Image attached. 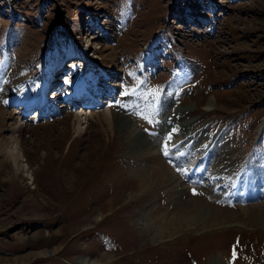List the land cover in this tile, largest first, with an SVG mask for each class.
Listing matches in <instances>:
<instances>
[{
  "label": "rangeland",
  "instance_id": "rangeland-1",
  "mask_svg": "<svg viewBox=\"0 0 264 264\" xmlns=\"http://www.w3.org/2000/svg\"><path fill=\"white\" fill-rule=\"evenodd\" d=\"M94 22L97 30L91 34ZM85 47L93 64L60 86L62 98L52 101L46 93L53 102L44 108L50 114L45 110L34 120L36 110L18 107L38 91L49 62L60 55L75 61L74 54L82 56L74 51ZM111 61L117 66L113 75L107 69ZM11 62L23 67L28 82L18 104L5 109L23 124L18 135L30 173L11 180L13 166L0 156V264H81L104 254L111 258L103 264H264V226L255 221L264 214L259 171L264 166V0H0V74ZM189 67L195 71L188 73ZM96 72L101 82L106 73L111 76L114 98L126 90L135 98L109 102L112 88L101 95L102 106L90 98L66 103L73 93L83 95ZM187 74L191 81L186 82ZM171 98L192 107L186 117L196 119L188 134H174V160L166 158L178 188L185 189L182 201L218 210L230 224L219 233L189 232L154 242L152 233L141 229L140 212L152 205L150 219L178 218L182 212L163 191L139 195L125 154L128 138L117 126L105 135L98 119L112 106L114 114L126 115L153 136L165 120L158 110ZM210 98L218 107L206 112ZM136 99L150 100L142 114L131 111ZM183 119L175 116L174 122ZM2 128L0 148L13 136ZM203 134L211 136L203 139ZM225 145L238 157L230 163L234 174L219 170L216 176L210 169L219 151L221 158L235 157ZM205 158L214 159L207 170L203 164L202 172L192 173ZM253 171L261 189L238 192L244 175ZM71 174L72 186L66 183ZM232 186L236 189L227 197ZM45 251L49 255L41 254Z\"/></svg>",
  "mask_w": 264,
  "mask_h": 264
},
{
  "label": "bare ground",
  "instance_id": "bare-ground-1",
  "mask_svg": "<svg viewBox=\"0 0 264 264\" xmlns=\"http://www.w3.org/2000/svg\"><path fill=\"white\" fill-rule=\"evenodd\" d=\"M94 25H96L95 22H94ZM84 27L85 25L82 24L81 28H84ZM95 30H97L95 26H92V28L89 29V32L92 34L93 32H95ZM82 49L77 48V51L81 52L82 56L84 57L83 60L85 62L87 61L86 63L89 64L88 67L86 68L87 70L90 68L93 62L90 63L91 60H89L86 56L85 51L87 50V47L82 48ZM60 57H61L60 59H55L56 58L55 57L50 62V65L46 67V73H45L43 82H41L40 85L38 86V91L35 92L34 96L30 99L23 100L22 107L27 112H30L33 109L34 110L41 109L40 114H42L44 112V108L50 104L49 99L46 97L45 90L47 87L48 89L50 88L52 89L54 86H51V85L47 86L48 85L47 76L48 74H50L53 66L59 65L61 60H64L68 58L69 56L62 55ZM12 62L8 65L4 64L7 67L4 72L5 74H2V72L0 74V125H2L3 127L2 129L4 132H9L13 134V136H11L8 140L2 142V146L0 148V156L4 157L6 160H9L13 166L12 168L13 172L11 173L12 176L10 177L11 180H13V177L17 176L21 172H25L24 175H26L27 177L29 176V173H30L29 172L30 166L28 164V161L26 160V155H25L26 153H28V151L24 147L25 143H23V141L20 139V136L18 135L20 132V129L23 127V124L22 122L15 120V118L12 117L13 114L12 113L9 114L8 110L5 109L6 108L5 106H7L8 104L14 103L21 99L22 94L25 92L27 88L25 84L28 82L27 78H25V76L23 75L24 74L23 69H22L23 67L17 64H13ZM75 62H77L78 64H81V61L79 62L75 61ZM116 67L117 66L115 64L113 65V62L111 61V65L107 68L109 71H112L111 75L116 73L115 72ZM194 71H195L194 67H189L188 73H191ZM70 73H67V75H70ZM187 75L188 76L186 77V82L189 80V74ZM95 76H96V79H93V77ZM105 76L107 77V81H103V82L98 81L100 79V76H99V73L96 72L94 74L89 75L88 77L90 78L89 82L84 84V88H87L85 89V92H88L91 90V92L95 94L94 96L92 95L79 96L78 93H76V95L74 94H71V95H74L75 97L74 96L73 97L75 99H79L81 102L82 101L85 102L87 97H90L93 100L92 101L93 105L97 107L102 106L101 103L103 102L101 99V95L104 94L105 91L106 92L109 91L110 93L113 92V91H110L113 88L111 84L112 83L111 76L107 75V73ZM123 85L125 84L121 83L119 85V88L124 89ZM113 89L116 90L114 94L107 95L109 96V102L119 101L120 103H124L127 101V99L135 98V96H133L132 93H128L127 90L121 93L118 97L114 98L116 95L115 93L117 92V88L115 87ZM104 95H106V93ZM59 97L60 98L63 97V91L61 90H58L57 98ZM73 97L70 96L66 98L65 102L69 103L68 101L72 100ZM134 101H133L134 109L131 111L135 113L139 112L140 114H142L145 110H147V108H149L146 106V101L142 99H139V100L136 99ZM35 105H38V106L40 105V106L37 108L35 107ZM217 107L218 106L215 100L213 98H210L204 110L206 112H212ZM160 108L158 110L159 114L165 116V120L161 122V125H159L160 130L157 132H154L153 136H146L133 123H131L130 118L127 117L126 115L114 114L112 106H109L105 110L103 116H101V118L98 119L105 135H109L108 132L110 133V135H112L113 134L112 127L117 126L118 133L121 136L125 135L128 138L127 149H126L125 154L129 155L131 158V163L129 164L132 167L131 175L138 182L139 195L142 196V195L149 194V193L153 195L155 192L159 193L163 191L166 197L170 200V204L176 203V205H178V207L180 208V211L182 212L180 214L181 216L179 215L180 217L178 216V218L177 217L175 218V216H173V217L165 219V216H163L161 218L158 217L155 219H153L152 217L153 219L152 220L150 219V216L153 210L152 208H154V205H152V207L150 206L145 211H141L138 216V222L141 226V229L146 234L152 233L151 239L154 242H161V241L163 242L167 240L174 241L175 237L179 236L180 234L189 233V232H196L197 234H201V235L208 234V233H212V234L217 233V232L219 233L222 230L226 229L230 223L227 221L226 218H222L216 213L218 210L215 212L211 210L210 207H208L207 205L201 204V202L195 203V204H192L191 202L189 204L188 202L182 201V197L186 195V192L184 191L185 189L183 187L178 188V186L180 187V185H178L179 182L176 177L177 175L174 174V171L172 170L173 166L170 163V160H174V158L170 156L174 152V145H173L174 140H175L174 134L178 132H179L178 134H180V132H184V131L186 132V134H188L187 132H189L188 130L189 126L196 120V119L190 120L186 117V115L190 112L192 107L182 106L177 101H175V98H171L168 101L166 100V102H163L162 107ZM168 110H171L172 112L170 113ZM179 115L181 116L183 115L184 117V119L182 120L180 124L174 122L175 116H179ZM7 117H10L9 119L13 120V122L9 125L6 123ZM263 125H264V120L261 121V127ZM162 135L165 136L167 139L161 140L160 136ZM202 136H203V139H207L211 135L206 136L203 134ZM185 142L186 140L182 141L183 144H185ZM164 143L166 144L165 145L166 147L163 145ZM182 143L178 145L176 149L178 150L181 149ZM224 148L225 150H228V152L231 153V156H235V157H232L230 159H227L224 157L221 158L220 154L222 151H219L218 159H215L216 165H214V167L210 169L211 171H213V173L216 174V176L221 175V173L220 174L218 173L219 170L221 172H225L227 175L234 174L233 173L234 166H232L233 164H230V163L231 162L236 163L238 157L234 153V151L231 150L230 146L225 145ZM165 151H167V155H165ZM230 153H227V154L229 155ZM89 156L93 158L91 152ZM204 156H207V155L204 154ZM166 158H169L170 160L169 159L167 160ZM194 160L195 159L191 161L190 163L191 165H189L190 167H193ZM210 160H214V159H210ZM210 160H207V158H205L204 160L201 159V161L195 165L197 169L193 170L192 173L196 174V173L202 172L203 164H205L206 170H207V165ZM203 171H204L203 173L205 174V169ZM259 171L261 172L260 174H261L262 182L264 183V166L262 167L260 166ZM244 178H245L243 180L244 184L237 185L238 192H242V191L244 192L246 191V189H249V188L256 189L255 191H258L261 189L260 188L261 179L255 178L254 171L251 174L249 173L245 174ZM68 181H69L68 185L72 186V184L76 182L75 175L71 174V176L67 178L66 183ZM233 189H236V188L232 186L231 190L225 193V195L226 194L230 195ZM222 194L223 193H221L220 196ZM228 195L226 196L228 197ZM222 198H224V196ZM175 199L177 202L175 201ZM102 216L103 214H99L98 216L93 218V221L94 222L99 221ZM255 221L258 224L261 223L264 226V214L261 213L258 216H256ZM236 224H238V222H236ZM41 254H44L47 256L49 255V252L45 251ZM109 258H111L110 255L104 254L103 256L100 257V260L91 262L90 261L91 259L86 258L81 264H103L106 260H109Z\"/></svg>",
  "mask_w": 264,
  "mask_h": 264
},
{
  "label": "snow or ice",
  "instance_id": "snow-or-ice-1",
  "mask_svg": "<svg viewBox=\"0 0 264 264\" xmlns=\"http://www.w3.org/2000/svg\"><path fill=\"white\" fill-rule=\"evenodd\" d=\"M166 147V146H165ZM165 155H167V151H165ZM194 194H195V192H194ZM234 255H235V252H234Z\"/></svg>",
  "mask_w": 264,
  "mask_h": 264
}]
</instances>
